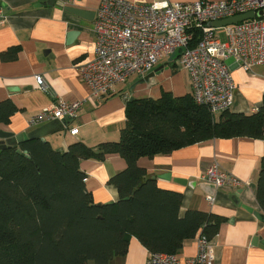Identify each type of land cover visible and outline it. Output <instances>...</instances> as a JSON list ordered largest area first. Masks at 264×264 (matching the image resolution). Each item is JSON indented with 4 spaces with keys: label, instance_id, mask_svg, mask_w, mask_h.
Instances as JSON below:
<instances>
[{
    "label": "crops",
    "instance_id": "crops-1",
    "mask_svg": "<svg viewBox=\"0 0 264 264\" xmlns=\"http://www.w3.org/2000/svg\"><path fill=\"white\" fill-rule=\"evenodd\" d=\"M101 1L57 0L62 6H49L40 5L39 0H0V8L7 15L0 23V103L9 100L17 109L8 124H0V131L28 134L41 127H31L30 121L45 108L59 102H83L76 118L63 131L47 136L43 141L50 142L60 152H66L70 145L80 142L96 147L120 140L126 121L127 99H158L163 92H171L177 97L191 93L188 73L179 67L173 70V62L162 59L152 71L137 76L134 84L118 85L106 98L92 96L82 81L80 67L94 57L96 16L86 20L66 9L72 7L96 15ZM127 1L151 4L198 0ZM14 47L19 48L18 58L2 61L1 55ZM229 67L237 85L230 111L254 114L263 104L264 68L255 67L252 72H246L234 60ZM156 71L154 77L145 80ZM36 76L43 77L46 91L38 89ZM72 129H78V133L71 134ZM263 157L264 140L214 139L171 154L140 158L138 165L157 180L160 188L183 195L181 217L195 209L225 218L213 240L216 264H264V247L259 240L254 243L257 238L264 239V223L246 208L262 212L256 190ZM214 161L224 173L242 184L219 189L206 185L202 177ZM80 168L87 176L86 185L96 204L119 200V192L109 180L127 168L120 155L110 154L104 162L83 160ZM247 182L249 186L243 184ZM210 194L216 197L213 205L206 201ZM196 253V240L192 239L185 243L179 258L193 257ZM149 255L140 241L132 238L123 264H148Z\"/></svg>",
    "mask_w": 264,
    "mask_h": 264
},
{
    "label": "trees",
    "instance_id": "trees-1",
    "mask_svg": "<svg viewBox=\"0 0 264 264\" xmlns=\"http://www.w3.org/2000/svg\"><path fill=\"white\" fill-rule=\"evenodd\" d=\"M194 38L191 48L199 31ZM18 54L14 47L1 59L14 61ZM16 112L11 101L1 102L0 124ZM125 115L118 142L74 143L60 152L38 139L0 151V264H123L132 238L151 254L177 256L199 233L216 238L225 218L195 209L181 217L183 195L160 188L138 160L214 139L264 140V99L257 113L227 111L215 117L192 93L163 92L158 99H127ZM110 154L127 163L109 180L120 198L96 204L80 164L104 162ZM256 200L264 213V157Z\"/></svg>",
    "mask_w": 264,
    "mask_h": 264
},
{
    "label": "built area",
    "instance_id": "built-area-1",
    "mask_svg": "<svg viewBox=\"0 0 264 264\" xmlns=\"http://www.w3.org/2000/svg\"><path fill=\"white\" fill-rule=\"evenodd\" d=\"M260 11H264V0L151 4L102 0L95 18L94 57L80 67L82 81L93 97H107L132 76H143L162 59L178 55V67L189 75L196 104L206 106L211 115L218 117L231 110L237 91L227 60L233 59L246 72L264 68V17L220 29L210 24ZM6 18L5 10L0 8V23ZM195 31L200 32V39L191 48ZM218 31H223L225 41ZM35 78L38 89L46 91L43 77ZM82 106L83 102H59L34 116L30 126L36 128L54 120L67 125ZM77 133L78 129L71 130V134ZM202 179L214 189L242 184L224 173L217 161ZM243 184L249 186L248 182ZM206 201L213 205L216 197L207 195ZM195 240V256L181 259L173 254L150 253L148 264H216L214 242L201 233Z\"/></svg>",
    "mask_w": 264,
    "mask_h": 264
},
{
    "label": "water",
    "instance_id": "water-1",
    "mask_svg": "<svg viewBox=\"0 0 264 264\" xmlns=\"http://www.w3.org/2000/svg\"><path fill=\"white\" fill-rule=\"evenodd\" d=\"M39 2H40V5L47 4L49 6H57V5L62 6V4L58 3L57 0H39ZM66 10L76 15L77 17H80L86 20L90 19V16L91 17L96 16L95 13H91L85 10H80L77 8L69 7ZM263 17H264V11H260L257 14H255L254 12H249L247 14L240 15L237 17L213 22L210 25L214 28L220 29V28H224L227 26L236 25L244 21L254 20L256 18H263ZM155 74H157V71L153 73L152 75H150V77H147L145 80L148 81L150 78L154 77ZM131 100H134V99H131ZM67 125L64 124V122L62 121L54 120V121H51L37 128L36 130L28 134L23 133L19 135H14L12 133L0 131V151L6 149L7 147H18L20 144L27 142V141H31V140H38V139L44 140V138H46L47 136L63 131ZM246 208L250 212H252L260 222L264 223V213L263 212L259 213V212L253 211L252 209L248 207ZM257 240H259L260 245L264 247V239L257 238L254 240V243H256Z\"/></svg>",
    "mask_w": 264,
    "mask_h": 264
},
{
    "label": "rangeland",
    "instance_id": "rangeland-1",
    "mask_svg": "<svg viewBox=\"0 0 264 264\" xmlns=\"http://www.w3.org/2000/svg\"><path fill=\"white\" fill-rule=\"evenodd\" d=\"M218 35H219V37H220V39L222 40V41H225L226 40V38H225V35H224V33H222L221 31H219L218 32ZM173 57H169V58H164L163 59V62H167V63H170V61H173V59H172ZM233 63V59H229L228 61H227V65H231ZM136 79H137V75H134V76H132L127 82V85H129V84H134V82H136Z\"/></svg>",
    "mask_w": 264,
    "mask_h": 264
}]
</instances>
